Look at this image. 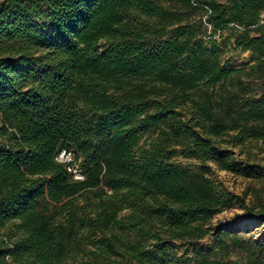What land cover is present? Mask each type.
I'll use <instances>...</instances> for the list:
<instances>
[{
    "label": "trees",
    "instance_id": "obj_1",
    "mask_svg": "<svg viewBox=\"0 0 264 264\" xmlns=\"http://www.w3.org/2000/svg\"><path fill=\"white\" fill-rule=\"evenodd\" d=\"M154 1L0 2V264H227L169 245L210 235L232 204L264 222V186L249 205L204 165L261 177L233 150L264 145V90L240 98L226 84L244 70ZM193 3L212 34L241 29L237 47L264 67V0ZM62 150L81 181L56 161ZM231 241L244 264H264L263 245Z\"/></svg>",
    "mask_w": 264,
    "mask_h": 264
},
{
    "label": "rangeland",
    "instance_id": "obj_2",
    "mask_svg": "<svg viewBox=\"0 0 264 264\" xmlns=\"http://www.w3.org/2000/svg\"><path fill=\"white\" fill-rule=\"evenodd\" d=\"M3 0H0L2 2ZM191 0H155L169 14L174 16L175 20L182 24L190 25L194 30L201 34L205 42H213L219 52L220 65L233 70L243 69L239 74V80L235 78L228 81L227 86H234L239 90L240 98H257L264 90V67H258L250 51H243L236 45V38L242 32L237 27H228L220 34H212L211 26L206 22L207 12L202 4L193 3ZM218 3L228 4L229 0H215ZM264 22V13L260 15L259 24ZM175 28V27H174ZM250 36H255V29L249 32ZM234 156L239 159L254 164L262 168L263 173L260 178H248L244 174H233L222 171L213 163H206L208 167V176L215 182L222 192L233 193L237 196L245 197L247 204L252 205L254 202V192L262 190L264 186V145L251 142L244 147L233 150ZM172 162L177 165L188 167L192 170L199 169L203 164L192 158L176 156ZM78 166V163H75ZM251 190V191H250ZM247 193L246 196L244 194ZM264 200V191L261 192ZM244 213V209L232 204L216 215L210 226L212 232L205 238L190 241H173L169 248L176 257H192L193 251L202 248L209 252L211 256L217 253V258L223 259L227 264H244L248 256L244 251L239 249L232 237H238L252 246H264V222L254 221L252 219L239 218ZM222 233L229 234L230 237L223 236ZM217 237L222 238L225 244H221Z\"/></svg>",
    "mask_w": 264,
    "mask_h": 264
},
{
    "label": "built area",
    "instance_id": "obj_3",
    "mask_svg": "<svg viewBox=\"0 0 264 264\" xmlns=\"http://www.w3.org/2000/svg\"><path fill=\"white\" fill-rule=\"evenodd\" d=\"M56 161L62 164H74V154L71 151L62 150L56 157ZM78 166L72 165L68 167V171L73 175L74 180L81 181L83 179Z\"/></svg>",
    "mask_w": 264,
    "mask_h": 264
}]
</instances>
